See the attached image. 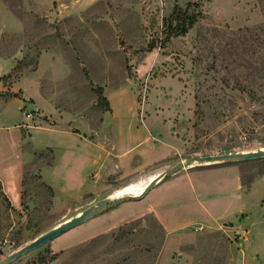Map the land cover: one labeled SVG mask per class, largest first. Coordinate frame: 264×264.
Masks as SVG:
<instances>
[{"label": "rangeland", "instance_id": "rangeland-1", "mask_svg": "<svg viewBox=\"0 0 264 264\" xmlns=\"http://www.w3.org/2000/svg\"><path fill=\"white\" fill-rule=\"evenodd\" d=\"M188 2L197 3V23L185 36L163 43V21L175 5ZM12 19L21 25L17 32ZM262 52L264 11L258 0H0V181L9 189L18 175V145L12 141L17 124L32 126L22 127L19 148L25 151L44 133L36 125L80 132L87 124L86 132L97 130L109 116L106 94L115 90L122 94L121 115L131 116L133 104L138 125L154 114L168 120L174 146L171 157L124 180L97 183L94 192L58 207L36 174L52 151H34L36 161L23 170L20 199L11 204L0 192V259L100 199L139 194L157 174L190 156L264 149V77L245 67ZM13 97L24 105L11 101L5 107ZM88 167L87 158L74 151L61 155L59 174L69 193L92 182ZM165 181L10 264H226L227 254L238 249L234 235L208 232L165 242L148 213L119 224L167 189L183 190L182 181ZM183 203L177 207L189 210ZM52 254L57 256L49 261Z\"/></svg>", "mask_w": 264, "mask_h": 264}, {"label": "crops", "instance_id": "crops-1", "mask_svg": "<svg viewBox=\"0 0 264 264\" xmlns=\"http://www.w3.org/2000/svg\"><path fill=\"white\" fill-rule=\"evenodd\" d=\"M12 22L15 25L14 31H19L20 23L14 19ZM106 98L109 116L104 118L97 130L88 128L86 132L87 124L80 128V132L36 125L33 128L44 133L36 145H30L28 151L19 148L23 141L21 131L24 126L17 124L15 137H9L18 145L15 146L18 175L10 189L5 180L0 181L1 195L11 204L20 199L23 170L36 161L34 151H52L50 162L38 164L36 174L41 183L51 190V204L54 207L94 192L97 183L106 185L107 179L124 180L140 169L172 156L174 146L170 142L168 120L154 114L147 117L144 126H140L133 104L130 107L133 116L121 115L122 94L115 90L107 93ZM11 101H15L18 108L25 103L13 97L6 102L5 107ZM154 123L156 130L162 132L152 129ZM32 135L30 133L28 143L32 142ZM66 151H74L84 159L87 158L89 163L86 173L92 182H84L77 192L69 193L59 174L60 158ZM41 159L38 158L37 162ZM55 170H58V175L53 177ZM179 181H182L180 184L183 190L167 189L166 196L154 201L140 213L122 219L119 224L148 213L164 231L165 242L183 240L185 235L208 232H220L227 237L234 235L238 242L233 245L238 249L227 254L226 264H264V174L257 175L247 187L241 182L239 163H213L183 169L166 179L165 183ZM10 193L15 195V200ZM183 201L189 210L177 207Z\"/></svg>", "mask_w": 264, "mask_h": 264}, {"label": "water", "instance_id": "water-1", "mask_svg": "<svg viewBox=\"0 0 264 264\" xmlns=\"http://www.w3.org/2000/svg\"><path fill=\"white\" fill-rule=\"evenodd\" d=\"M261 158H264V149L190 156L182 161L177 162L170 168L166 169L164 172L157 174L144 186L143 190L139 194H124L120 196H110L96 201L94 204L86 207L85 209L77 213L75 216L55 225L54 227L50 228L49 230L32 239L30 242L26 243L25 245L17 248L5 257L1 258L0 264H10L12 261L16 260L20 256L47 244L52 239L58 237L69 229L83 223L84 221L106 210L113 208L114 206L118 205L123 201L140 199L157 182L163 179H167L183 169L191 168L197 165H206L213 163H241Z\"/></svg>", "mask_w": 264, "mask_h": 264}, {"label": "trees", "instance_id": "trees-1", "mask_svg": "<svg viewBox=\"0 0 264 264\" xmlns=\"http://www.w3.org/2000/svg\"><path fill=\"white\" fill-rule=\"evenodd\" d=\"M6 2H8V0H6ZM258 2L262 6V11H264V0H258ZM195 7H197L196 2H188L184 7H181L179 5H175L173 7L171 14L163 21V34H164V37L162 39L163 43L167 42L173 37H180L188 34V32L197 23L199 18V13L195 10ZM11 10L13 11V9ZM245 67L249 72L250 71L253 72L251 75H255L254 74L255 71H257L258 73L260 71V74L258 76L264 77V52L261 53V57L257 62L254 63L253 61H248ZM256 163L262 164L261 169L255 172H251V171L246 172V170L243 169V166L252 165ZM239 165H240V179L244 186L248 187L253 182L254 178L257 175L264 174V158L247 161V162H241L239 163ZM154 223H156L155 220ZM158 227L161 231H163L159 225ZM56 256L57 254L50 255L49 261L55 259ZM41 260L46 262V258L43 256H41Z\"/></svg>", "mask_w": 264, "mask_h": 264}, {"label": "built area", "instance_id": "built-area-1", "mask_svg": "<svg viewBox=\"0 0 264 264\" xmlns=\"http://www.w3.org/2000/svg\"><path fill=\"white\" fill-rule=\"evenodd\" d=\"M22 115L24 116V117H26V118H31V114L28 112V111H25V110H23L22 111ZM31 126V125H30ZM30 126H24V127H26V128H29Z\"/></svg>", "mask_w": 264, "mask_h": 264}]
</instances>
